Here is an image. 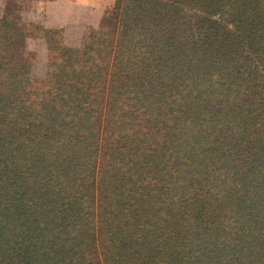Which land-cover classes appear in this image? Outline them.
Instances as JSON below:
<instances>
[{
  "label": "trees",
  "instance_id": "16d2710c",
  "mask_svg": "<svg viewBox=\"0 0 264 264\" xmlns=\"http://www.w3.org/2000/svg\"><path fill=\"white\" fill-rule=\"evenodd\" d=\"M121 2L115 0L102 20L114 18L99 66L82 60L91 46L62 45L52 37L61 30L45 31L52 85L37 111L16 104L32 76L21 19L0 17V264H222L228 256L243 264L261 242L228 246L208 240L212 245L202 249L189 223L187 231L179 225L189 207H157L144 221L131 209L135 202L128 209L119 200L124 177L117 168L143 172L146 156L157 162L154 171H163L161 163L178 161L199 145L193 165L206 167L213 182L237 168L250 170L257 158L258 171H264V0ZM105 79L113 90L99 150L109 157L101 169L111 178H102L94 206L97 149L89 135L98 125L86 135L80 131L91 111L90 95L102 92L94 88ZM173 128L171 137L180 135V141L171 139L168 155L157 154V136L166 138ZM54 169L58 175L48 176ZM119 212L129 217L117 218Z\"/></svg>",
  "mask_w": 264,
  "mask_h": 264
},
{
  "label": "rangeland",
  "instance_id": "374dc122",
  "mask_svg": "<svg viewBox=\"0 0 264 264\" xmlns=\"http://www.w3.org/2000/svg\"><path fill=\"white\" fill-rule=\"evenodd\" d=\"M32 6L33 0H0V17L4 15H18L20 17L23 32L22 43H24L25 49L30 55L27 63L31 64L32 76L18 90L16 96L17 108L29 107L37 111L48 94L47 88L52 85V82L49 81L48 76L51 68L47 65L49 63V51L44 37L45 31L49 30L44 29L39 23L31 22L27 19L29 17L27 11L30 12ZM111 22H114L113 15L109 16V22L107 23L104 21L100 22L97 26L87 27L77 39L76 44L71 43L74 40L72 36L64 35L62 32L61 34L56 33L52 37L54 40L60 38L61 44L69 47L82 48L85 44L91 46L92 49L83 56L82 60L87 58L85 63L93 61L94 64L99 66L100 62L97 61H103L101 59L102 54H104L105 48L108 47L106 45L109 38H111L109 35ZM96 47L102 50L100 52L94 51ZM111 56L112 53L109 57ZM87 67L83 66V72L86 71ZM99 69L91 70V73L97 74ZM80 74L83 73L79 72ZM99 89H102V92L94 93L93 96L90 95L89 99L91 103L88 106V109L91 110L90 113H95L97 116L94 117L90 113L85 114L86 117L83 118H86V123L84 124L83 121L84 129L80 131L86 135L90 129H93L94 125H98L96 135H89L92 145L95 144L97 149V156L94 162H92V166H94V178L92 179L94 206L99 203L100 200L97 202V198L99 199V193L103 191L101 185L102 178H111L107 172L101 169V165H104V168L107 167L106 163H108L109 157L100 151L99 147L101 145L105 118L107 117V111L105 113L106 102L108 101L109 93L113 89L108 85V80L106 81V79L105 83H99L94 88V90ZM110 99H113V97ZM59 104H61V100ZM108 115L110 116L109 112ZM72 116V114L64 115L66 119H70ZM4 125L6 123H3ZM255 126L260 127L261 124L255 122ZM174 130V128L173 130L170 129V134H166L163 131L166 138L157 136V140L161 143L158 146L160 149L157 154L163 152L168 155L169 150H172V146H170L171 139L173 142L180 141V135L178 137H171V133ZM151 132L155 136L156 133L154 131ZM140 138L141 136L138 137V142ZM140 142L144 145L143 141ZM25 148L28 149L27 147ZM199 149V145L195 146L192 151L193 153L186 152L184 156H178V161H173V157H171L165 164L161 163L162 166H167L163 171H154L153 167L157 166V162L145 156L143 158L145 160L144 173L140 172L143 177L137 169L130 168L128 165H120L117 168V172L119 174L122 173L124 177L123 186L121 187L124 198L119 197V200L123 199L126 201V208L128 209L130 203L135 202L131 206L132 211H138L136 214L140 217H145L144 221L146 222L147 220H151L147 215H153L154 212H151V210H156L157 207V209L165 208L178 211L189 207L187 209L188 214L179 218V225L184 228V231H187L184 225L189 223L191 231L196 235L197 244H200L202 249L207 250L212 245L208 240L213 242L216 240L221 244H224V241L231 243L228 246H232L233 243L237 245L242 244L241 246H243L251 240H256L257 242H261V246L250 257L244 258L243 264H264V236H262L264 232V171H258V158L255 159L256 162L252 163L250 170L240 172L239 168H237L236 171L238 172L231 177H226V179L221 177L217 182H213L206 175V167L203 165L198 168L194 167V165H197L194 160L195 156L201 155ZM155 151L156 149H154L153 155L156 153ZM238 162L239 160L236 161V164ZM201 164L204 163L201 161ZM118 165L116 164V166ZM51 170L53 171V168ZM228 174L226 172L225 176ZM47 175L54 177L58 174L54 169V172H50ZM196 177L199 179L198 182L196 181ZM51 181L54 180L52 179ZM216 196H219V198ZM134 199L137 201H134ZM162 204L165 206H161ZM127 217L129 216H122L121 212L117 216V218L124 219H127ZM260 233L261 235L258 236ZM198 250L193 248L191 253H198ZM180 255L182 259H185L183 253L178 254L179 258ZM231 255L236 256V253H232ZM101 259L102 256L100 254L99 260L102 261ZM217 260V256L212 258V261ZM177 261H165V264H177ZM204 261L198 259L194 264H204ZM222 261V264H235L234 260H229V256L225 257Z\"/></svg>",
  "mask_w": 264,
  "mask_h": 264
},
{
  "label": "crops",
  "instance_id": "0c3cea01",
  "mask_svg": "<svg viewBox=\"0 0 264 264\" xmlns=\"http://www.w3.org/2000/svg\"><path fill=\"white\" fill-rule=\"evenodd\" d=\"M115 0H33L29 17L44 29L61 30L72 36L76 44L82 32L89 26H97L114 8Z\"/></svg>",
  "mask_w": 264,
  "mask_h": 264
}]
</instances>
